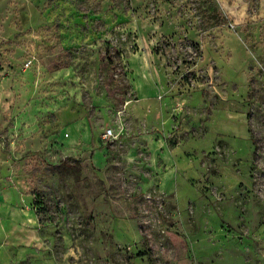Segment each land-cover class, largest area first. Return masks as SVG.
<instances>
[{"label":"rangeland","instance_id":"rangeland-1","mask_svg":"<svg viewBox=\"0 0 264 264\" xmlns=\"http://www.w3.org/2000/svg\"><path fill=\"white\" fill-rule=\"evenodd\" d=\"M0 264H264V0H0Z\"/></svg>","mask_w":264,"mask_h":264},{"label":"built area","instance_id":"built-area-1","mask_svg":"<svg viewBox=\"0 0 264 264\" xmlns=\"http://www.w3.org/2000/svg\"><path fill=\"white\" fill-rule=\"evenodd\" d=\"M109 134H111V131H110V130H108V131L106 132V135H109Z\"/></svg>","mask_w":264,"mask_h":264}]
</instances>
